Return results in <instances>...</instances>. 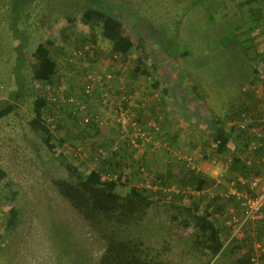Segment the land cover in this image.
I'll use <instances>...</instances> for the list:
<instances>
[{
    "label": "rangeland",
    "instance_id": "374dc122",
    "mask_svg": "<svg viewBox=\"0 0 264 264\" xmlns=\"http://www.w3.org/2000/svg\"><path fill=\"white\" fill-rule=\"evenodd\" d=\"M85 1L37 0L29 4L18 22L19 29L26 35L22 81L18 85L11 67L15 59L13 48L19 37L9 28L10 0H0V102L10 100V92L18 86L22 88L16 108L0 118V172L3 173L0 174V234L3 235L0 264H96L105 246L106 239L58 193L53 180L69 178L68 172L30 128L28 120L33 116L35 95L46 97L47 107L56 118L52 131L64 139L60 151L85 172L92 167L93 156L99 148L113 146L115 126L110 120L108 126L102 128L83 126L77 116L68 112V106L52 105L50 97L55 95L49 93L42 82L31 78L32 52L38 42L45 41H49L47 46L57 64L51 84L60 85L66 94L76 95L86 105L81 116L98 111L110 119L115 104L126 98L123 101L126 107L132 110L133 104L138 106L133 111L137 115L139 109L138 121L145 127L155 121L159 134L169 128L178 129L173 135L164 133V139L157 134L156 139L160 141L157 147L147 143L138 149L120 151L122 154L115 155L114 162L101 158L98 163L95 161L96 166L101 163L110 173H121L120 183L126 181V184H121L117 190L122 195L132 185L147 189L153 202L143 218L132 224L131 232L134 240L143 242L140 247L147 254L144 257L165 264H237L236 259L247 258V234L211 257L204 245L194 242V226L180 223L182 216L175 212V207L190 204L193 202L190 194L196 193L190 185L178 187V179L182 177L178 162L185 166L186 158H192L191 163L197 156L222 168L231 156L229 153L226 157H214L211 124L218 120L228 128L231 118L243 106L248 107L246 99L251 98L242 87L252 74L249 67L261 57L254 59L251 51L247 56L240 50L241 43L248 46L247 49H262L263 43H256L262 27L253 19L247 22L245 17L241 18V13L238 17L243 8L236 5L238 0H109L111 11L122 21L123 32L130 35L135 44H141L120 58L112 56L109 42L100 35L99 28L91 30L80 21L83 7H77L75 2ZM62 10L71 11L69 18ZM238 26L242 28L239 32L236 31ZM147 29L151 32H146ZM229 39L232 40L229 45L237 44L235 49L224 46ZM162 40L168 44L167 52L178 54L176 59L164 53ZM85 45L89 51L82 53ZM217 45H222L224 51L217 49ZM230 50H237L235 60ZM184 51L186 53L182 54ZM139 56L153 73L151 78L131 75ZM97 74L104 78L100 81L90 78ZM254 78L257 75L254 74ZM153 80L159 81L157 87L153 86ZM87 83H91L93 89L90 96H83L82 88ZM238 123L234 126L240 130ZM201 138V144L207 143L201 149L207 154L204 158L196 149ZM192 143L196 145L190 146ZM144 151L150 158L141 163L138 158ZM159 153L164 154L163 159L155 158ZM243 156L251 157V152L246 151ZM217 171L220 181L228 178L226 170ZM165 178L167 186L162 184ZM220 185L204 186L209 189L204 192L197 190L202 195L198 210L212 214L225 243V231L219 222L225 219L229 205H220L218 209L215 208L217 203H213L214 207L202 203L211 192L221 188ZM12 190L17 192L13 204L20 215L17 227L8 232L5 216ZM261 240L264 242V233ZM64 248L71 251L64 252Z\"/></svg>",
    "mask_w": 264,
    "mask_h": 264
},
{
    "label": "trees",
    "instance_id": "16d2710c",
    "mask_svg": "<svg viewBox=\"0 0 264 264\" xmlns=\"http://www.w3.org/2000/svg\"><path fill=\"white\" fill-rule=\"evenodd\" d=\"M35 1L37 0H10L9 2V28L16 38L19 37V42L13 48L15 51V59L11 67L18 85H21L22 81L21 70L25 59L24 48L26 39L25 32L18 27V22L21 19V16L25 15L29 4ZM62 3H64V0H62ZM110 4L109 0H86L82 4L75 2L77 7H83L79 16L80 21L86 24L91 30L99 28L100 35L109 42L112 56L122 58L129 55V53L135 48H139L141 44H135V41L132 40L130 35L123 32L122 21L114 15L115 11H111ZM114 4H116V2H114ZM236 5L243 7L242 10L239 11L238 17L241 13V18L245 17L247 22H249L250 19H253L255 24L262 27V31L259 35L263 36L264 0H238ZM63 12L64 15L69 18L71 11ZM252 27H249V29ZM241 29L238 26L236 31L239 32ZM147 31L150 30L147 29L146 32ZM84 37L83 39L85 40ZM262 39L263 40L257 41L256 43L262 42L263 50L264 38ZM48 42L49 41L38 42L32 52L33 60L31 78L42 83L51 82L57 66L56 60L52 57L51 51L47 46ZM161 42L165 50L164 53L168 57L176 59L178 54L176 55L175 51L172 53L167 52L166 50H169V47L166 45L168 44H165V40H162ZM230 42H232V40L229 39L224 46H229L232 47V49H235L237 44L229 45ZM94 43H96V40L93 41V44ZM216 48L224 51L222 45H217ZM247 48L248 46L241 43L240 50L244 51L247 56H249V51H253L252 56L257 55V48ZM88 49L89 47L87 49L82 48V53L85 50L86 52L89 51ZM231 52L233 54L232 59L235 60L238 56L236 55L237 50ZM183 53L186 52L184 51L182 54ZM263 53L264 52H262V54ZM219 58L225 60L223 57ZM262 58H264V55ZM138 74L144 75L148 78H151L153 75L149 70V67L143 63V58L140 56L135 59V65L131 68V75L133 77ZM158 84V80H153L154 87H157ZM21 92L22 88L18 86L15 91L10 92V100L0 102V118L16 108L17 99ZM47 106L48 101L46 97L35 95L33 99V116L28 120V125L39 135L41 141L68 172L69 178L53 180L58 193L81 214L83 219L92 228L100 233L104 240L106 239L103 252L98 258L96 264H165L163 261L147 260L144 257L147 255L146 252H142V247H140L143 242L140 240H134L135 235H131V232L133 231L132 228L134 227L132 224L143 218L145 210L153 202L150 196L146 193L147 189L132 185L129 186L127 192L122 195L117 190L121 184H126V181L120 183L122 177L121 173H118L117 179L101 181V175L109 172L101 163L97 166L95 164L94 169L90 167L87 172L81 171L60 151V148L64 145V139L62 137H57L47 123L46 117L49 111ZM224 125L225 124L218 120L213 123L211 140L215 143L214 148L217 155L230 153L231 156L226 169V174L228 176L227 180L229 181V184L231 181H234L236 185L238 173L241 177L249 179L254 175H257L258 172H254V169L256 168L255 161L245 163L243 161L246 158H241L240 156H243V153L248 151L247 146L249 145L248 142L251 137L248 136L249 139L242 138L241 134L244 132L238 130L235 126H231L230 130H228ZM89 126H94V124H90ZM256 138L263 143L261 145H264V142L260 137L256 136ZM122 150H125V148H120L118 151H110L108 154H112H107L104 159L108 162H114L115 155H120V151ZM253 154L254 157H257L258 159L261 158V156L264 155V147L260 145L257 146L253 150ZM99 162L103 163L102 160ZM96 163H98V161ZM187 171L188 172H184L186 175H183L178 179V187L183 188L184 186L182 187L180 185H190L194 190H201L205 186V183H207L208 178L200 170L198 171L196 169L193 171L192 168H190ZM0 174L3 173L0 172ZM160 180L162 181L163 178ZM167 181L168 180L165 178V181H163L162 184L167 186ZM10 194V208L5 216V227L8 232L13 231L17 227L20 215L18 207L13 204V199H15L17 192L12 190ZM200 200H193V202L187 205H178L175 207V212H179V215L182 216V219L180 220L181 224H184V226H194V242L204 245L205 248L211 252L212 257L222 251L223 243L220 240L221 231L216 225L215 218L212 214L207 211L204 213L199 212L198 204L200 203ZM215 208L220 209L221 206L218 205ZM2 241L3 235L0 234V245ZM69 251H71V249L64 248V252ZM236 261L237 264H243V262L247 263L248 257L242 259L238 258Z\"/></svg>",
    "mask_w": 264,
    "mask_h": 264
},
{
    "label": "built area",
    "instance_id": "2783aa9c",
    "mask_svg": "<svg viewBox=\"0 0 264 264\" xmlns=\"http://www.w3.org/2000/svg\"><path fill=\"white\" fill-rule=\"evenodd\" d=\"M85 49L88 48V45L84 46ZM81 54V52H79ZM263 67V66H262ZM264 68V67H263ZM259 77L264 81V69L259 70ZM96 81H100L104 77L100 74L96 76H91ZM100 79V80H99ZM46 90L55 96L51 95L52 105L59 106H68L71 109V112L77 116L79 123L83 126L94 124L96 127H106L108 123L112 121V124L115 126V142L110 148H99L93 156V167H95V161L99 158L104 159L108 152L118 151L120 148L127 149H138L141 148L144 144L152 143L154 147L159 146L160 141L156 139V135L159 134V126L157 122H151L148 124V127L140 124L138 117L128 106L126 107L123 101H126V98L121 102L118 101L114 107V113H111L110 119L108 116H102L98 111L94 113H84L86 105L77 99L74 94L65 93L60 85L54 86L51 82H44ZM93 86L91 83H87L83 86L82 92L83 96H90ZM123 92L122 88H119ZM59 97V98H58ZM57 98L59 103L57 102ZM48 101V100H47ZM49 103V101H48ZM134 112V113H133ZM55 116L51 111H48L46 117L47 123L50 125V128H55ZM110 120V121H109ZM239 128H243L244 124L242 122L238 123ZM53 130V129H52ZM257 137L264 138V132H256ZM154 138V139H153ZM215 146V143L213 144ZM252 145V143L250 144ZM255 146H250L251 149H254ZM188 161V166L193 168L190 164L191 158H186ZM118 173L106 172L101 175V181H107L111 179H117ZM143 186V184L141 183ZM247 189L238 190L235 188V183L231 181L229 188L227 189V196L233 197L236 201L239 202L241 206V215H238L237 212H231L223 220V226L230 229V235L228 238L229 241L233 239H238L242 234L243 227L249 221L259 220L264 217V180L261 178H254L250 182L246 183ZM240 239V238H239ZM255 247L262 250V247L259 242L256 243ZM247 264H261V261L258 260L257 255L250 256Z\"/></svg>",
    "mask_w": 264,
    "mask_h": 264
},
{
    "label": "crops",
    "instance_id": "0c3cea01",
    "mask_svg": "<svg viewBox=\"0 0 264 264\" xmlns=\"http://www.w3.org/2000/svg\"><path fill=\"white\" fill-rule=\"evenodd\" d=\"M262 38H264V35L259 36V38L257 40L261 41V40H263ZM254 49H255V47H254ZM261 50L262 49H260V50L256 49L257 55L253 56V58L257 59V58L261 57V59L258 61V63H254L252 65V67H249V70L251 71L252 74H251L250 78L248 80H246V84L245 85L243 84V87H242V91H245L247 93V95H250L251 99H246V102H247L246 104H249V105H248V107L243 106L241 108L242 110H239L237 112V114L233 116L234 118H231V123H230L229 127L227 128L228 130H230L231 126H234V124L236 122H239V123L242 122L244 124V127L240 128V131L244 132L243 134H241V137L246 138V139H249L248 136L251 137L249 142H248L249 145L247 146L248 152H251V157H248V156L244 157L242 155H240V156H241V158H243V157L246 158L243 161L245 163L250 162V161H255L256 162V168L254 169V172H258L257 175H254L252 178H249V179L241 177V175L238 173V175H237L238 178H237L236 185H235V188L238 190H242V189L246 190L247 189L246 183L250 182L254 178L259 177V178L264 180V155L258 159L257 157H254V154H253V150L257 146L260 145V146L264 147V145H261L263 143L256 138V134H255L256 132H264V81L259 77V70L264 69L263 68L264 67V58H262V55H264V53L262 54ZM251 54L253 55V51H251ZM254 74L257 75V78H254ZM107 87H109V86H107ZM242 93H244V92H242ZM135 107H138V106L133 104L134 110H135ZM161 108L160 109L163 112V118H165V116H166L165 106L163 105ZM243 109H245V110H243ZM69 110L70 111H68V112L70 113L71 109H69ZM138 112H139V109H137V116L140 115V113L138 115ZM144 112H147V111L145 110ZM171 115L172 114H170V116ZM209 124H211V122H209ZM211 128L213 129V124H211ZM113 131L115 134V132H116L115 127H114ZM177 132H178V129L169 128V129H166L165 132L161 131V133L159 135L160 136L163 135V139H164L165 138L164 133H168V134L173 135ZM202 141H203V138H201V141H199L197 145H196V143H192L190 146L196 145L197 151H200V156L202 158H204V157H207V154L205 152H203V150H201L205 146L204 144H201ZM262 141L264 142L263 137H262ZM251 143H252V145H250ZM212 144H214V143H212ZM255 145H257V146L254 149L250 148V146H255ZM185 148H188V146H185ZM130 150H133V149H127L126 148L124 151H130ZM214 151H215V149H214ZM227 154H229V153L223 154V156H221V157H226ZM163 155L159 153L158 157H155V158L162 157V159H163V157H164ZM214 155H215L214 157L218 156L216 153H214ZM147 157L150 158V155L146 156L145 151H144L143 153H141V155L138 159L142 163V161L146 160ZM218 157H220V156H218ZM194 159H195L194 162L190 163L191 166L196 165L199 168L193 166L192 170L193 171L196 169L198 171L200 170L208 178L207 183H205V186L210 188L212 186L215 187V186L221 184L220 185L221 188H219L215 193L211 192L209 194L208 199L205 201H202V203L203 204L204 203L210 204L212 206H213V203H217V206L228 204L229 210L226 214V217L229 216L231 212H237L238 215H241V206H240L239 202L236 201L233 197L227 196V192H228L227 189L230 186L229 181L227 179H224V181L222 179L220 181L218 179V175H217L218 174L217 170H219V169L226 170L227 169V167H228L227 164H228L230 158L225 160V163H223L222 168L215 166L214 164L208 163V162L200 159V157H197V156H194ZM151 160H153V159H151ZM191 160H192V158H191ZM188 165L189 164L187 163V165L182 166V164L178 162L179 171L181 169L180 174L182 176L185 174L184 172H188L186 169V166H188ZM92 169H94V167ZM165 174H166V176H168L169 172L166 171ZM207 190H209V189H205L203 187L201 190H199V192H204ZM199 192H197V190H196V193L193 192L190 194L193 196L192 200L197 201V200H200L202 198V195L198 194ZM179 194H181V192ZM180 199H181V197H180ZM195 204H197V203H195ZM222 223H223V220L219 222V225L222 228V230L225 231L224 236L226 238L225 243H223V245H225V246L222 247V251H223V249L225 247L226 248L229 247L230 246L229 244H231L233 241H235L237 239H233L232 241H229L228 243H226L228 241V238H229V235L231 232H230V229L221 225ZM242 232H244V235L247 234V238L249 237V239L247 240V242H248V255H247L248 259L250 258V256L257 255L258 260L261 261V264H264V242L261 240L262 233H264V217L262 219H259V220H255V221L253 220V222L249 221L247 223V225L245 224V226L243 227ZM220 240L222 241L221 232H220ZM257 242L260 243L262 250L257 249L255 247Z\"/></svg>",
    "mask_w": 264,
    "mask_h": 264
}]
</instances>
